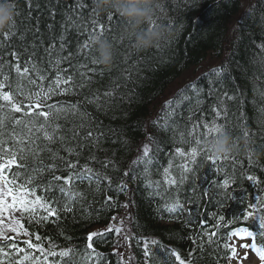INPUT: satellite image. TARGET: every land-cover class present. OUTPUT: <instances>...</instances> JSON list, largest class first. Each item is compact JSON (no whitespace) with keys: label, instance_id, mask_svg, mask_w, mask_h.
I'll use <instances>...</instances> for the list:
<instances>
[{"label":"trees","instance_id":"16d2710c","mask_svg":"<svg viewBox=\"0 0 264 264\" xmlns=\"http://www.w3.org/2000/svg\"><path fill=\"white\" fill-rule=\"evenodd\" d=\"M13 2L16 35L11 37L6 47L0 48V65H3L0 71L9 75L7 83L14 95L17 84L23 85L24 93L34 90L35 86L17 77L14 69H10L13 62L9 55L11 51L19 55L22 66H30L25 61L37 64L48 77L43 81L45 86L55 77V68L49 60L64 56L67 59L59 67L68 69L74 81L84 86L74 88L66 95H54L47 103L57 106L78 104L80 113L86 112L88 116L68 115L65 119L64 114L59 117L53 114L51 123L61 125L60 134L65 137L63 145L59 141L49 145L57 155L44 151L35 158L29 152L21 153L25 157L21 163L26 167L13 168L12 172L20 180L35 176V183L41 186L37 194L59 201L61 206L65 200L57 188H50L46 193L42 190L48 182H60L52 181L51 171L37 174L32 171L34 168L55 164V175L66 176L87 167L101 177L99 183L95 179L91 183L74 181L73 192L82 193L83 198L76 197L71 204L72 211H61L59 220L52 217L37 224L35 220L29 223L25 217V226L41 235L45 248L49 247L48 241L51 240L56 246L55 251L72 250L69 264H82L88 234L106 229L113 222V216L118 217L127 209L131 212L134 264H146L142 244H137V240L143 239L158 241L159 245L179 252L191 264H229L230 252L224 249L223 244L225 234L236 227H249L250 231L257 233L258 246H264V238L259 236L258 220L233 219L242 217L249 210L246 206L255 203L257 195L264 197V0H254L242 14L243 0H162L157 23L170 27L175 38L143 51L136 50L134 41L125 38L126 21L115 13H98L95 0ZM110 14L113 19L109 23ZM93 21L104 24L102 35L113 45L114 61L107 69L91 63V58L99 55L92 37L100 32H91ZM4 32L0 33V38ZM85 42L87 48L84 47ZM210 57L220 65L185 86L166 104L182 98L178 106L170 111L165 105L148 125L152 108L168 87ZM217 69L221 71L214 75ZM82 72L86 75H80ZM32 75L35 77L34 73ZM0 80H3V75H0ZM97 96L99 100H95ZM15 99L28 103L24 95H16ZM90 99L95 102L89 103ZM12 115L25 121L35 120L37 127L43 122L42 117H28L23 113ZM213 121L230 133L236 145V150L228 158H221L224 163L217 159L219 171L210 167L205 157L211 154L203 147L205 141L215 135L204 125L211 128ZM6 123L8 127L0 140H7V132L12 130L11 122ZM81 123L85 126L80 127ZM194 124L198 127L189 135ZM16 131L23 134L26 129L20 125L16 126ZM88 131L93 133V137H98L97 143L86 138ZM145 139H148L149 156L155 157L147 165L148 172H144V164H137L144 158L139 145ZM196 139L201 141L198 146ZM37 143L43 146L46 142L41 138ZM5 146L16 147L10 140ZM64 146L72 148L74 154L69 155ZM194 146L200 155L197 165H189L193 171L187 174L188 179L182 186H173L165 191L163 168L168 166L175 148L188 151ZM66 161L76 163V169H67ZM181 162V159H175L171 169L177 177ZM248 175L255 176L258 183L248 181ZM103 176L111 180L110 186L107 180L102 179ZM226 177L231 179L227 189L211 187L222 184ZM149 179L160 181L158 190L155 183L152 187L147 186ZM121 184L126 186L124 191L119 190ZM202 190L207 195H202ZM108 196L115 202V207L110 209L105 205ZM176 199L185 210L169 213L165 204L170 205ZM57 206L53 203V207ZM213 213L216 214L215 220L223 215L225 221L221 222L214 242L209 244L208 238L201 236L204 231L201 225L215 231ZM254 215H264V208L255 209ZM230 220L233 222L227 223ZM108 236L111 238L106 241L94 238V247L102 256L89 264H97V261L98 264H120L115 251L117 239L111 233ZM193 238L196 243H193ZM24 239L27 237L21 236L16 242L26 247L22 243ZM2 245L3 241H0ZM49 260L51 264H63L60 257H49ZM161 261V253L153 247V256L148 264H161Z\"/></svg>","mask_w":264,"mask_h":264},{"label":"snow or ice","instance_id":"6c2138e0","mask_svg":"<svg viewBox=\"0 0 264 264\" xmlns=\"http://www.w3.org/2000/svg\"><path fill=\"white\" fill-rule=\"evenodd\" d=\"M7 2V0H5ZM13 6L15 4L13 0H11ZM113 16L110 14L108 16L109 23L112 21ZM16 22L8 28V31L3 33L2 38H0V48L6 47L11 40V37L16 35ZM99 31L100 34H103L105 31V27L103 23H99L97 21L92 22L91 32L94 34ZM91 39V37H89ZM64 45L61 44V49H63ZM84 47L87 48L88 44L85 42ZM264 47V45H262ZM9 55L13 58V62L10 64V69H14L17 77L21 79H26L29 84L34 85V90L30 89L27 93L23 92V85L17 84V89L14 95L13 90H11V85L7 83L9 81V75L3 74L0 71V75H3V80H0V101L4 103H0V137L5 135V129L8 127L6 121H10L12 124V130L7 132L8 139L0 140V152L3 155H0V241H3V245L0 246V264H51L49 257H60L63 264H69L71 261V249L55 251V245L52 244V241L49 240V247L45 248L43 243V238L39 233H35L29 230L28 227L25 226L23 220L25 217L28 222L31 223L33 220L36 221L37 224L46 221H49L50 218L55 217L56 220H59V213L63 212H71L72 207L71 204L75 201L76 197L83 198V194L79 192H73L72 185L74 181L79 182H89L91 183L94 179L97 183L100 182V174L93 173L91 168H83L79 172H70L68 175H55V171L57 170V166L55 164L45 166L43 168L37 167L32 171L37 174H43L45 171H51L52 181L60 182L53 184L52 182H48L43 186L42 190L46 193L50 188H57L61 197L64 198L65 202L63 205H59V201H54L51 199H46L43 195H38L37 190L41 186L35 183L36 177L29 176L25 180H20L19 176L16 173L12 172L13 168H24L25 164L21 163V161L25 158L20 155L21 153L29 152L33 154L35 158H39L41 152L47 151L52 153L53 156H56L57 153L53 152V150L49 147V145L54 144L56 142H61L63 145V141L65 137L60 134L61 125L51 123V119L53 118V114L56 117H59L61 114H64V118L67 119L68 115L75 116L77 114L81 115V118L84 116H88V113H80L79 105H54L47 103L48 100L52 98L54 95H66L72 92L74 88L83 87V84H77L74 81L73 74L68 71V69L60 68L59 65L63 60H66L67 57L59 56L58 58L50 59L49 63L53 64L55 68V77L51 79L47 86L43 84V81L48 79L47 75L37 66L35 63H31L29 61H25V64L30 66H22L20 63V57L15 51H11ZM0 59H2V53H0ZM91 63L99 64L98 58L93 56L91 58ZM3 65H0V69H2ZM84 67V65H81ZM221 69H217L213 74L218 75ZM35 74L33 77L32 74ZM80 75L84 76L85 73H80ZM40 81V83H37ZM194 87V86H192ZM7 89V90H6ZM16 95H24V99L28 101V103H24L23 101L18 102L15 99ZM110 95V93L108 94ZM186 98V97H185ZM182 98H177V101L173 104L166 105V107L171 111L175 109L180 100ZM95 100H99L97 96ZM95 100H89V103H94ZM48 109L45 111L44 109ZM7 109V112L4 110ZM14 113H23L24 116L28 117H42L43 122L39 123L37 127V122L35 120H22L17 118ZM219 115V113H217ZM23 125L26 131L23 134H20L16 131V126ZM83 123L80 124V127H84ZM197 125H193L192 131L189 132V135H192ZM207 128L208 132L215 133L220 126L213 121V126L211 128L208 127L207 124L204 125ZM39 134V135H37ZM75 135H78V132L73 135V139ZM248 133L245 132V136L247 137ZM43 139L46 143L41 146L37 143L39 139ZM86 138H92L93 143L98 142V137H93V133L88 131L86 134ZM11 141L12 144L16 145L15 149L12 147H6L8 141ZM201 141L199 139L195 140V144L200 145ZM64 150L69 154L73 155L74 150L67 146H64ZM150 149L145 146L143 150V159L137 161V164H144V172H148L147 165L152 163V160L155 157L149 156ZM200 155L197 147H191L188 151H185L182 148H175L174 155L169 159L168 166L163 168V183L166 186L165 191H168L169 188L176 186H182L186 180L188 179V173L193 171L192 167L189 165H197V157ZM181 159L182 162L178 165L179 168V177L173 175L171 169L173 167V163L175 159ZM61 159H63L61 157ZM205 159L210 162V167L217 169L219 171V165L217 164V159L212 156H206ZM249 162L251 159L249 158ZM41 163H43L41 161ZM220 163H224V160L221 159ZM65 166L67 169H76L77 164L71 161H66ZM107 167V164L104 165ZM127 175V173H125ZM102 179L107 180L109 186L111 185V180L107 176H103ZM246 179L253 184H257L258 181L255 176L248 175ZM231 182L230 178H224L222 184H214L211 187H222L227 189ZM153 183H155V188L158 190L160 186V181L153 182L150 179L147 181V186L152 187ZM126 188L125 185L121 184L119 186L120 191H124ZM202 195H207V192L202 190ZM53 203H56L58 206L53 207ZM105 205L110 209L115 207V202L111 196H108L105 200ZM122 207H127V205H122ZM247 211L245 214L240 217H234V220L244 219L248 220L249 218L253 219V222L256 220L259 221V228L261 229L259 236L264 238V215L255 216L254 210L259 208H264V197L257 195L255 197V203H249L247 206ZM165 208L169 213H175L177 210L184 211V205L180 203L178 199L175 200L172 204H165ZM19 214V215H17ZM191 212L189 215L191 216ZM216 214L213 213V218L215 220ZM112 220L115 221L116 217L113 216ZM225 221V216L220 215L218 220H215L214 227L215 231H210L206 226L204 227V231L201 236H206L208 238V243H213V238L217 236L221 228V222ZM233 221H227V223H232ZM123 220L120 221V226L114 227L112 224L98 232H91L88 234L86 238V246L84 249V256L81 257L82 264H89L94 258H99L102 256L101 253L97 252L94 247L93 240L94 238H99L100 241H106L111 237L108 236L109 233L113 234L117 240L121 237L123 232ZM196 223L199 225L200 221L197 220ZM12 234V235H10ZM27 237V239L23 240V245L26 247H22L20 243H17V237ZM233 238H238L240 241H245L250 238V243H242L241 247L251 250L255 253L257 257L261 261H264V246H258L257 244V233L254 231H250L249 227H236L235 230H231L225 234V243L223 244L224 249L230 252L229 258H235L237 256V249L228 243ZM123 239L129 243L131 246V239L129 236L124 235ZM193 243H196V239L193 238ZM137 244H142L143 255L146 258V264L151 260L153 256V247H155L156 251L161 253L162 261L161 264H191L190 260H186L181 256V254L175 250H171L159 245L156 240H147L143 239L137 240ZM203 244H201V248ZM39 253V255H37ZM22 254V255H21ZM192 255L191 252L188 254ZM18 257V259L16 258ZM64 258H68L65 260ZM132 257H129V261ZM98 264V261H97ZM120 264H128L127 261L124 260L123 255L120 254Z\"/></svg>","mask_w":264,"mask_h":264},{"label":"clouds","instance_id":"9594fccd","mask_svg":"<svg viewBox=\"0 0 264 264\" xmlns=\"http://www.w3.org/2000/svg\"><path fill=\"white\" fill-rule=\"evenodd\" d=\"M98 13L118 14L126 21L124 36L134 41L138 51L159 47L163 42L174 39L175 32L170 27L157 23V12L162 10V0H95ZM15 21V8L11 0H0V33ZM145 25L148 27L145 29ZM98 52L99 64L110 68L114 61V49L102 34L92 37ZM247 144V140L245 141ZM204 149L215 159L228 158L235 150V142L226 130L220 127L215 135L205 141ZM259 156L261 153H255Z\"/></svg>","mask_w":264,"mask_h":264},{"label":"rangeland","instance_id":"374dc122","mask_svg":"<svg viewBox=\"0 0 264 264\" xmlns=\"http://www.w3.org/2000/svg\"><path fill=\"white\" fill-rule=\"evenodd\" d=\"M254 3V0H243V6L241 10V14L247 10L252 4ZM240 14V15H241ZM235 20H237L239 17ZM220 65V62L217 61L214 58H208L201 66H199L195 70H190L186 72L180 79L175 81L173 84H171L164 95L158 99V101L155 103L154 107L151 110V116L148 121L149 123H152L155 119V117L158 115L159 111H161L162 106L167 103L168 101H171V98L175 96L177 92H179L181 89H183L185 86L190 85L193 83V81L199 77L201 74H204V72H208L212 68H215ZM145 146L148 145V139H145L141 142L139 145V152L143 154V150ZM18 215V214H17ZM123 220V232L121 234V237L119 240H116V247L115 251L119 257L120 262V254L123 255V258L125 261L128 262V264H134V257L132 253V244L129 246V243L126 242L123 237L124 235L132 237V232L130 229V222H131V212L127 209L122 215L116 217V220L113 221L111 224L114 227L120 226V221ZM104 230V229H102ZM101 229H97L96 231H102ZM12 235V234H10ZM20 238V237H17ZM131 243V242H130ZM242 243H250V239H247L245 241H240L238 238H233L230 241V245L235 247L237 249V256L235 258H232L229 262V264H264V261H261L259 257L255 255V253L251 250V248L245 249L241 247ZM129 257H132V259L129 261Z\"/></svg>","mask_w":264,"mask_h":264}]
</instances>
